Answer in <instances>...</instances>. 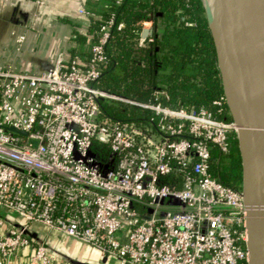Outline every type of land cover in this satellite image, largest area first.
<instances>
[{
    "label": "built area",
    "instance_id": "obj_1",
    "mask_svg": "<svg viewBox=\"0 0 264 264\" xmlns=\"http://www.w3.org/2000/svg\"><path fill=\"white\" fill-rule=\"evenodd\" d=\"M114 25L110 17L90 34L89 56L60 53L41 72L0 66V264L26 249L30 264H53L44 244L24 234L33 224L125 264H248L241 189L211 171L214 148L227 152L237 137L233 120L215 114L225 97L213 111L164 104L162 91L140 100L105 90ZM139 25L146 46L157 34L153 12ZM104 103L150 116L116 119Z\"/></svg>",
    "mask_w": 264,
    "mask_h": 264
},
{
    "label": "trees",
    "instance_id": "obj_2",
    "mask_svg": "<svg viewBox=\"0 0 264 264\" xmlns=\"http://www.w3.org/2000/svg\"><path fill=\"white\" fill-rule=\"evenodd\" d=\"M153 12L156 37L146 46L138 44L139 22ZM114 17L115 25L105 46L108 62L103 68L99 85L105 90L148 100L157 91L167 105H185L216 111L214 101L224 97L222 80L217 66L213 39L200 0H111L98 18L91 23V33L99 29L103 20ZM122 22L123 27L117 28ZM75 39L84 42V36L75 32ZM88 51L84 56H89ZM104 111L116 119L139 120L150 116L147 111L124 104H103ZM227 117L228 107L223 113ZM92 153L99 159L106 154L95 148ZM212 173L223 183L239 189L242 166L238 141L229 139L227 152L214 148ZM11 225L20 226L5 214Z\"/></svg>",
    "mask_w": 264,
    "mask_h": 264
},
{
    "label": "water",
    "instance_id": "obj_3",
    "mask_svg": "<svg viewBox=\"0 0 264 264\" xmlns=\"http://www.w3.org/2000/svg\"><path fill=\"white\" fill-rule=\"evenodd\" d=\"M200 1L215 47L228 113L237 126L248 264H264V0ZM9 130L23 133L13 127ZM24 234L54 251L31 228ZM65 258L73 264H94Z\"/></svg>",
    "mask_w": 264,
    "mask_h": 264
},
{
    "label": "crops",
    "instance_id": "obj_4",
    "mask_svg": "<svg viewBox=\"0 0 264 264\" xmlns=\"http://www.w3.org/2000/svg\"><path fill=\"white\" fill-rule=\"evenodd\" d=\"M111 0H0V66L41 72L50 67L60 53L84 56L88 51L91 23L98 18ZM84 8L88 13L82 12ZM75 32L84 42L75 39ZM23 35L19 45L17 37ZM16 224L23 219L9 215ZM48 241L54 251L53 264H73L71 259L94 264H125L112 257L102 256L96 248L41 224L30 227ZM35 243V242H34ZM31 250L15 255L10 264H30ZM65 255V256H64Z\"/></svg>",
    "mask_w": 264,
    "mask_h": 264
},
{
    "label": "bare ground",
    "instance_id": "obj_5",
    "mask_svg": "<svg viewBox=\"0 0 264 264\" xmlns=\"http://www.w3.org/2000/svg\"><path fill=\"white\" fill-rule=\"evenodd\" d=\"M263 69H264V66H263Z\"/></svg>",
    "mask_w": 264,
    "mask_h": 264
}]
</instances>
